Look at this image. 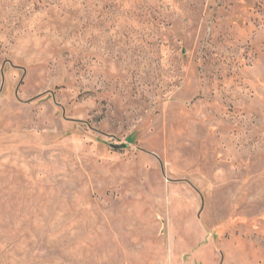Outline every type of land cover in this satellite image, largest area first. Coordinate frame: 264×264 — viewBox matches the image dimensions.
<instances>
[{
	"label": "rangeland",
	"instance_id": "1",
	"mask_svg": "<svg viewBox=\"0 0 264 264\" xmlns=\"http://www.w3.org/2000/svg\"><path fill=\"white\" fill-rule=\"evenodd\" d=\"M0 264H264V0H0Z\"/></svg>",
	"mask_w": 264,
	"mask_h": 264
}]
</instances>
